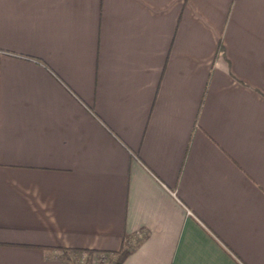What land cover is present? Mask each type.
Wrapping results in <instances>:
<instances>
[{"label": "crops", "instance_id": "crops-1", "mask_svg": "<svg viewBox=\"0 0 264 264\" xmlns=\"http://www.w3.org/2000/svg\"><path fill=\"white\" fill-rule=\"evenodd\" d=\"M125 238L264 264V0H0V264Z\"/></svg>", "mask_w": 264, "mask_h": 264}, {"label": "trees", "instance_id": "trees-1", "mask_svg": "<svg viewBox=\"0 0 264 264\" xmlns=\"http://www.w3.org/2000/svg\"><path fill=\"white\" fill-rule=\"evenodd\" d=\"M129 241H130L129 238H125L123 240V245L121 249L116 252L86 250V249L75 250L72 252V254L65 255L67 259L65 264H72V263L92 264L93 259H97V258L102 259V263L97 262V264H121L124 258L135 248V243L131 244Z\"/></svg>", "mask_w": 264, "mask_h": 264}, {"label": "built area", "instance_id": "built-area-1", "mask_svg": "<svg viewBox=\"0 0 264 264\" xmlns=\"http://www.w3.org/2000/svg\"><path fill=\"white\" fill-rule=\"evenodd\" d=\"M134 241H135V240L132 239V240H130L129 242H130L131 244H133ZM94 261H95V262H94ZM97 262H98V263H102V259H101V258L93 259L92 264H94V263L97 264ZM72 264H82V263H72Z\"/></svg>", "mask_w": 264, "mask_h": 264}, {"label": "rangeland", "instance_id": "rangeland-1", "mask_svg": "<svg viewBox=\"0 0 264 264\" xmlns=\"http://www.w3.org/2000/svg\"><path fill=\"white\" fill-rule=\"evenodd\" d=\"M133 243H136L135 241Z\"/></svg>", "mask_w": 264, "mask_h": 264}]
</instances>
